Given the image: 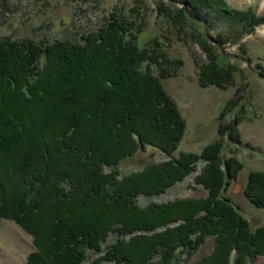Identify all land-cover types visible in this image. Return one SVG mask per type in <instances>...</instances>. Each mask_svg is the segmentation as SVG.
I'll list each match as a JSON object with an SVG mask.
<instances>
[{"label":"trees","instance_id":"1","mask_svg":"<svg viewBox=\"0 0 264 264\" xmlns=\"http://www.w3.org/2000/svg\"><path fill=\"white\" fill-rule=\"evenodd\" d=\"M177 2L183 8L172 21L192 26L207 49L199 85L225 88L235 65L220 47L264 25V13L227 0ZM132 12L131 19L112 12L76 41L0 36V217L32 236L36 251L27 264L42 253L49 264H179L180 254L207 240L213 248L194 264H264L255 262L264 257V222L251 227L224 195L241 165L220 155L219 142L200 155H174L185 121L163 81L176 74L175 62L156 38L140 41L141 13ZM205 22L215 24L213 33L199 31ZM147 148L165 159L120 172L125 159ZM192 174L205 197L140 203ZM243 195L264 209L263 171L247 174ZM11 206L47 232L1 212Z\"/></svg>","mask_w":264,"mask_h":264},{"label":"rangeland","instance_id":"2","mask_svg":"<svg viewBox=\"0 0 264 264\" xmlns=\"http://www.w3.org/2000/svg\"><path fill=\"white\" fill-rule=\"evenodd\" d=\"M177 1L0 0V36L31 38L39 43L55 39L76 41L81 33L96 30L112 12H120L131 19L134 18L131 15H135L133 9L138 10L141 14L135 20L141 23L140 41L147 43L156 38L169 59L175 62L172 66L176 69H172V72L176 74L163 81L164 88L176 102L185 121L184 135L174 155L178 156L181 152L200 155L207 146L219 142L220 155L223 158H234L241 165L236 178L229 181L224 195L239 207L254 228L263 224L264 209L255 208L243 195V188L249 172H264V25L241 38V47L240 43L220 47L218 53H223L229 64L235 65L232 67V80L223 89L215 86L204 88L199 85L198 74L199 66L206 61L207 49L196 42L197 31L192 26L187 24L184 28H177L172 21L183 8ZM237 1L227 0L231 7L246 9L252 5L257 12L264 13V0H243L241 4ZM214 25L205 22L198 29L200 32L208 29L209 33H213ZM157 68L153 65L155 74H158ZM164 159V155L147 148L125 159L119 170L126 174L141 169L150 160ZM202 166L199 162L196 173ZM193 177V174L189 175L164 194L141 199L140 203L205 197L207 191L193 184ZM10 180L15 182L13 177ZM3 204L0 200V209ZM8 209L1 212L17 214L33 228L47 232L33 216H23L12 206ZM46 239L47 243H51L49 238ZM112 240L113 236L109 235L105 242L110 244ZM33 243L32 236L19 225L0 217V264H27L31 253L36 251ZM108 244H103L102 249L105 250ZM213 244V240H207L191 255L180 254L179 264H194L211 251ZM50 247L51 244L45 249L49 253L53 250ZM91 257L92 254L88 260ZM46 260L48 257L42 253L37 264H49ZM255 262L264 263V257Z\"/></svg>","mask_w":264,"mask_h":264}]
</instances>
